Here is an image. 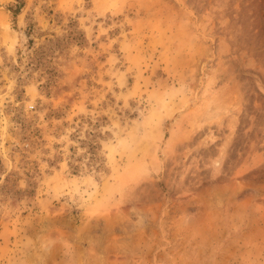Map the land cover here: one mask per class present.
Returning <instances> with one entry per match:
<instances>
[{"label":"rangeland","instance_id":"1","mask_svg":"<svg viewBox=\"0 0 264 264\" xmlns=\"http://www.w3.org/2000/svg\"><path fill=\"white\" fill-rule=\"evenodd\" d=\"M18 1L0 264H264V0Z\"/></svg>","mask_w":264,"mask_h":264},{"label":"trees","instance_id":"2","mask_svg":"<svg viewBox=\"0 0 264 264\" xmlns=\"http://www.w3.org/2000/svg\"><path fill=\"white\" fill-rule=\"evenodd\" d=\"M21 4H22V2L19 0L14 6H11L10 9L12 10L13 15H15L19 11ZM48 83H49V81H48Z\"/></svg>","mask_w":264,"mask_h":264}]
</instances>
